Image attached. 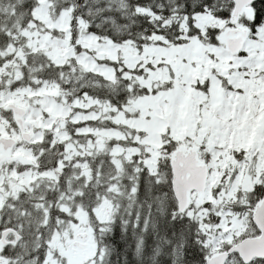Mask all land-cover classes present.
Instances as JSON below:
<instances>
[{"label": "snow or ice", "instance_id": "snow-or-ice-1", "mask_svg": "<svg viewBox=\"0 0 264 264\" xmlns=\"http://www.w3.org/2000/svg\"><path fill=\"white\" fill-rule=\"evenodd\" d=\"M0 264H264V0H0Z\"/></svg>", "mask_w": 264, "mask_h": 264}]
</instances>
